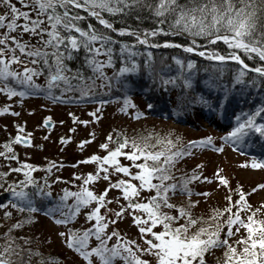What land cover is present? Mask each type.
Wrapping results in <instances>:
<instances>
[{
  "label": "snow or ice",
  "instance_id": "1",
  "mask_svg": "<svg viewBox=\"0 0 264 264\" xmlns=\"http://www.w3.org/2000/svg\"><path fill=\"white\" fill-rule=\"evenodd\" d=\"M0 7L4 9L0 12V93L8 98L32 95L39 89H45L51 97L50 90L61 83L64 85L61 92L72 91L70 81L75 80V89L80 96L74 99L79 102L81 98L93 95L89 88L97 87V78L100 80L98 86L103 89L105 83L111 87L112 81L124 74L137 72V60L132 57L139 55L138 45L145 46L147 59L144 68L149 73L152 71L149 61L153 54L147 49L162 44L219 62L213 67L219 69L221 75L225 62L235 61L238 67L233 66V84L264 85V63H261L264 62V0H184V3H178V0H0ZM145 7L150 10L157 26L141 28L125 24L121 19L124 26L114 27L116 17L126 18ZM89 18H95L102 27L85 23ZM136 19L139 21L143 17L136 15ZM165 22L167 27H163ZM110 33L134 39L129 42ZM160 34H184L187 40L177 42L165 39L154 43L153 38ZM197 38H202L203 44ZM218 42L227 46V51L218 50ZM114 45H118V49ZM81 50L84 52L83 65L70 68L65 61L73 59ZM117 53L120 66L109 75L105 69L113 67ZM241 54L254 66L246 63ZM172 59L183 69L180 59L175 56ZM195 63V60L188 59L187 69H193ZM87 69L91 70L89 75L84 74ZM249 70L255 75L246 79ZM42 74L44 85L38 84L35 79ZM179 79L185 89L192 84L190 76H179ZM176 80L168 78L163 83L175 84ZM200 100L207 104L203 98ZM97 103L100 105L106 101L99 100ZM129 108L136 110L130 112ZM9 111L8 105L0 107V113ZM119 111L127 113L133 120L146 115L136 108L128 95L123 96ZM92 116L99 119L95 113ZM50 119L44 118L45 126ZM234 120L230 131L220 137L234 150L247 147L245 141L253 134L264 140V104L237 114ZM80 123L87 124L88 121ZM16 127V135L6 141L3 151H0V157L6 162L16 161L15 167L9 163L6 171H0V186L7 183L4 191L10 193L7 201L0 202V209L4 210L0 224L11 218L9 207L27 215L8 224L5 231L0 232V264H32V256L40 255L24 246L30 243L28 237L15 236L13 230L35 220L32 213L39 210L34 205L35 198H47L51 189L46 185L55 182L45 180L44 184H37L32 173L41 166L18 159L12 143L31 145V133L22 136L23 126ZM89 137L92 138L91 134ZM67 139L71 138L60 137L62 142ZM86 142L81 140L79 144ZM203 146H212L216 152L223 149V145H212L210 136L183 144L181 137L177 135L173 138L171 131L163 135L156 131L134 132L132 135L117 131L115 137L108 133L104 142L99 144L105 150L104 155L93 153L84 158V162L95 163V171L78 177L82 183L77 190L63 188L57 205L49 208L47 214L53 215L55 211L68 208L69 211L61 212L60 217L53 216L57 225H67L82 208L90 209L83 212L88 221H94L89 227L69 229L67 235L63 231L59 233L61 237L66 236L64 242L67 247L87 264H93V256L99 264H114L116 258L121 259L123 264H209L208 257L214 256L218 249H223L222 255L215 258L214 264H264V200L253 206L246 198L250 193L264 190V183L256 184L249 192H245L239 183L235 188H229V180L221 174V169L217 168L213 177L202 176L196 171L202 167L201 164L191 169L188 175L180 173V179H174L173 173L179 171L177 162L191 155L193 147ZM121 157L128 163H122ZM241 166L264 168V158L253 156L248 161H242ZM45 167L51 169L53 162ZM11 172L21 173L22 179L7 180ZM117 173L122 175L111 179ZM76 175L73 173V176ZM213 178L219 182L217 187L223 185L228 188L225 197L228 203L224 207L211 208L207 215L197 214L195 209L200 201L192 197L207 199L209 193L196 192L190 185L194 181H211ZM55 179L60 180L61 177ZM101 179L108 183L99 192L93 190L94 186H88L90 182ZM29 186H33L31 192L28 191ZM109 189H118V196L107 197ZM142 192L150 194L142 196ZM177 193L185 197L184 202L172 200ZM69 197L73 198L72 203H64ZM118 197L123 198V204ZM109 202H114L117 207L109 208ZM126 211L132 217L143 245L127 235L122 238V234L115 229L106 231L109 224L123 219ZM90 236L97 240L91 247ZM112 236L116 237V241L109 245L108 240Z\"/></svg>",
  "mask_w": 264,
  "mask_h": 264
},
{
  "label": "rangeland",
  "instance_id": "2",
  "mask_svg": "<svg viewBox=\"0 0 264 264\" xmlns=\"http://www.w3.org/2000/svg\"><path fill=\"white\" fill-rule=\"evenodd\" d=\"M164 47L161 45L158 48ZM41 82L40 84L42 85L43 81ZM34 93H38V95L43 94L40 89ZM71 101L67 100V102L63 103L50 102L45 99L44 94L39 97L13 95L11 98H8L4 93H0V107L5 105L10 107L9 112L0 113V146L16 135L18 130L17 125L23 126L22 136L31 133V145L25 146L13 142L12 148L19 160L41 166L36 168L32 173L36 178L37 184H44L45 180L55 181L46 185L47 188L51 189V194L47 199L49 204H52V208L55 207V204L57 205V198L62 195L63 188L67 187L73 191L77 190L78 186L82 183V180L78 177L81 174L95 171V163L84 162V158L93 153L104 155L105 150L101 149L99 144L104 142L108 133H114L116 129L129 135L134 134V132L143 133L151 130L163 135L171 131L173 138L179 135L181 142L185 144L189 140L195 141L210 136L212 137V145H223V149L220 152H216L212 146L193 147L191 155L183 157L177 162L176 168L179 171L173 173L176 180L180 179V173L188 175L191 169H195L197 164H201L202 167L196 169V171L200 172L202 176L213 177L216 169H221V174L229 180V188H235L239 183L245 192H249L256 184L264 183V168L253 169L250 166L242 167L241 162L248 161L251 158L241 153L249 151L247 153L257 158H264V154L251 148L245 151L244 149H240L242 151L234 150L230 144L222 141L220 137L225 132L230 131L231 127L235 124V122L227 123L222 114L210 117L209 112H188L185 119L179 122L173 118L167 121V119L150 118L146 115L140 117L138 120H133L127 113H119L118 109L111 103L98 105L92 99L89 100L91 102L84 104L72 103ZM132 103L136 105V108L144 112L146 104L143 101L133 99ZM98 107L99 111H97ZM135 110L129 108L128 111L132 112ZM92 113H95L99 119H93ZM73 116L76 117L75 120H73ZM45 117L51 118L52 127L46 128L43 125ZM82 120H86L88 123H80ZM89 134H91L92 138L89 137ZM60 137H70L71 139L62 142ZM81 140L87 142L80 145L79 141ZM120 159L122 163H128L124 158L121 157ZM78 161L79 163H77ZM49 162H53L51 169L45 167ZM9 163L13 167L16 166V161H8L7 166ZM7 166L5 170H7ZM73 173L77 175L73 176ZM9 174L18 178V180L22 179L21 173L11 172ZM120 175L122 174H113L111 179H118ZM57 176L61 177V179L56 180ZM71 181H75V183H71ZM107 183V181L101 179L97 182H90L88 186H94L93 190L99 192ZM218 183L213 178L211 181H194L190 185L196 192L207 191L209 193L207 199L195 195L192 197V199L200 201L195 209L197 214L207 215L211 208L224 207L228 203L225 199L228 195V188L223 185L217 187ZM118 192V189H109L106 195L111 198L118 196ZM149 194V192L141 193L142 196ZM118 198L121 200V204H123V198ZM235 198L236 194L234 193L233 199ZM246 198L253 206H257L261 200H264V190L250 193ZM72 200L73 198L69 197L64 203L71 204ZM172 200L176 203H182L185 197L180 194H174ZM108 207L114 209L117 205L114 202H109ZM8 210L12 213V216L10 219L4 221L7 225L23 217L15 209L9 207ZM85 210L90 209L82 208L81 212L77 213L76 218L70 219L67 225H57L54 222V218L45 217V214L40 215L34 212L35 220L16 229L14 234L19 237H28L30 240L28 248L41 252L40 257L45 255L51 256L50 259L55 264H87L74 250L67 247L64 242L66 236L61 237L59 235L62 231L67 235L69 229L89 227L94 221H88L83 216ZM3 211V209H0V220H3ZM68 211L69 209L65 207L60 211H55L53 215L60 217L61 212ZM101 213H104L103 207L101 208ZM108 215L111 216L112 213H108ZM113 229L119 231L122 234V238L123 235H127L129 239H135L137 243L143 245V242L139 238L138 230L132 223V217L127 214V211L123 219H117L115 224H109L106 231L110 232ZM2 230L3 228L0 226V232ZM235 238L233 237L232 239ZM115 241L116 237L112 236L108 240V243L110 245L115 243ZM96 243V238L90 236L89 247L94 246ZM222 251L223 249L215 250L214 256L208 257L209 264H214L215 258L220 257ZM92 259L93 264H99L95 256ZM114 264H123V262L121 259L116 258Z\"/></svg>",
  "mask_w": 264,
  "mask_h": 264
},
{
  "label": "trees",
  "instance_id": "3",
  "mask_svg": "<svg viewBox=\"0 0 264 264\" xmlns=\"http://www.w3.org/2000/svg\"><path fill=\"white\" fill-rule=\"evenodd\" d=\"M178 3H184V0H178ZM3 10L4 9L0 7V12ZM102 14L105 16L109 15L107 13ZM136 15L142 16L143 19L138 21L136 19ZM121 19H124L125 24H130L133 26L139 25L141 28H151L157 26L155 19L152 17L151 12L147 7H145L142 11L137 10V12L133 13V15L126 18L123 16L116 17L113 21L114 27L124 26L121 24ZM88 22L96 24L97 27H102L98 25V22L94 18H89L87 21H85V23ZM163 27H167V22H165ZM110 34L116 36L117 39H125L129 42L134 39L133 37L127 35L121 37L117 33ZM165 39L174 40L177 42H185L187 37L184 34H179L176 36L160 34L158 37L153 38V42L158 43ZM197 39L201 44H203L202 38ZM33 42H36L35 38H33ZM218 45V50L227 51V46L223 45L222 42H218ZM204 46L207 47V45ZM114 47L118 49V45H114ZM136 47L139 51V55L133 56L132 58L137 60V72L124 74L118 80L112 81L111 87L108 86V83H105L103 89L98 86L100 84V80L97 78V87L89 88V91L92 92L93 95L89 97H83L79 102L74 99L75 97L80 96V92L75 89V85L77 83L75 80L70 81V83L73 85L72 91L61 92V88L64 87L62 83L50 90L52 93L51 97L48 95V92L45 89H40V91L46 97H49L48 100L50 102L56 101L63 103L67 102V100H72V103L84 104L91 102L89 100L92 99V101H95L96 104L99 100H103L106 101L104 104H114L119 113H124L119 111V109L123 104V96L128 95L130 96L131 101H133V99H138L146 104L144 112L146 113L147 117L167 119V121H169V118L171 117L175 118V120L181 121L185 119L188 112H209L211 115L210 117L222 114L224 116V120H226L227 123L235 122L234 117L237 114L254 110L256 105L264 104V85L261 87H252L246 84L232 83L233 66L238 67L237 62L235 61H226L223 75H221L219 69L213 67L214 64H218L219 62L211 61L205 57H200L195 53H185L182 48L149 47L147 51H150L153 54L151 60L149 61L152 71L149 73L144 68V61L147 59L145 46L138 45ZM174 56L183 62V69H181V65H178L175 60L172 59ZM83 57L84 52L81 50L79 51L78 55L74 56L73 59L66 60L65 62L70 68L76 69L83 65ZM241 57L242 59H245L246 63L254 66L253 62L248 60V58L243 56V54H241ZM188 59H193L196 61L193 69H187L186 63ZM120 63L121 61L117 53L113 67L106 68V73L111 75L114 69L118 70ZM90 72L91 70L87 69L85 70L84 74L89 75ZM253 75L255 74L249 70L246 79L251 78ZM179 76H190L192 80L191 86L185 89L183 87L182 80L179 79ZM168 78H177L176 83L165 85L163 80ZM36 81L37 83L39 82L38 84L42 83L41 81H43L42 85H44V75L42 74L36 77ZM85 83H87V81H85ZM226 91L227 94L225 95ZM32 95H38V93H34ZM61 97H66L68 99H63ZM200 98L206 100L207 104L202 103ZM149 104L152 105L151 108L147 107ZM117 131L119 130L116 129L114 133H111L113 137H115ZM245 143L247 144V147H244V149L249 150L251 148L254 150L264 151V140L260 139L258 134H253L251 138L246 139ZM3 145L4 143L0 146V151H3ZM6 166L7 162L3 157H0V171H6ZM10 178L11 180H9ZM7 180L14 181L18 180V178L9 174ZM7 186V183H3L2 186H0V202L7 201L10 198V193L4 191ZM32 188L33 186H29L28 191L31 192ZM34 205L39 209L36 212L40 215L45 214V212L48 213V209L52 208V204H49L48 199L44 197H36L34 200ZM18 213H20L23 217L27 215L26 212ZM32 215L34 216V212ZM0 226L3 228L1 232H4L7 224L4 222L0 224ZM14 231H16V229L13 230V234ZM24 246L28 248L29 244ZM34 252H38L40 255L32 256V264L54 263L52 259H50L51 256L45 255L40 257L41 252L36 249Z\"/></svg>",
  "mask_w": 264,
  "mask_h": 264
},
{
  "label": "water",
  "instance_id": "4",
  "mask_svg": "<svg viewBox=\"0 0 264 264\" xmlns=\"http://www.w3.org/2000/svg\"><path fill=\"white\" fill-rule=\"evenodd\" d=\"M43 125L45 126V123H43ZM46 128H50L52 127V122H49L48 126H45Z\"/></svg>",
  "mask_w": 264,
  "mask_h": 264
}]
</instances>
